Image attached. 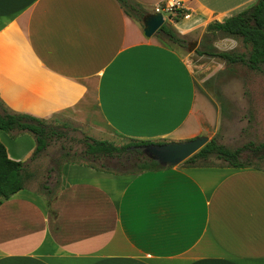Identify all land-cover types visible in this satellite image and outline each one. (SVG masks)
Masks as SVG:
<instances>
[{"label": "crops", "instance_id": "1", "mask_svg": "<svg viewBox=\"0 0 264 264\" xmlns=\"http://www.w3.org/2000/svg\"><path fill=\"white\" fill-rule=\"evenodd\" d=\"M151 15L163 0H133ZM257 0H186L180 33L201 32ZM177 24V25H175ZM195 62L116 0H0V102L88 137L179 143L216 130L221 107ZM25 165L28 133L0 131ZM29 178L0 206V264H264V170L177 166L117 176L77 164L57 190Z\"/></svg>", "mask_w": 264, "mask_h": 264}, {"label": "trees", "instance_id": "2", "mask_svg": "<svg viewBox=\"0 0 264 264\" xmlns=\"http://www.w3.org/2000/svg\"><path fill=\"white\" fill-rule=\"evenodd\" d=\"M130 18L142 28L143 19L149 14L133 0H116ZM156 35L171 44L182 46L180 39L173 29L163 25ZM217 39H234L241 42L248 50L246 54L236 52H221L212 46ZM195 54L200 57L217 59L224 63L227 71L234 66H244L251 71L260 72L264 67V0H257L251 6L241 10L221 23H211L206 28L199 49ZM221 105L223 113L224 99L215 96ZM0 131L4 133H28L35 139V150L30 158L34 161L49 147L53 138H60L52 127L45 121L28 115L7 111L0 102ZM82 149L77 155L81 166L117 176H135L143 173L164 170L146 159L141 148L151 145L150 142L127 140L123 145L116 146L106 140H96L85 136L81 141ZM158 144H165L164 142ZM214 158L225 163L224 166L233 169L255 168L251 159L264 158V143L255 145L249 143L241 148L229 150L219 145L214 139L210 140L197 154L186 160L184 167L213 166L210 161ZM116 161L117 170H106V162ZM78 165V164H77ZM25 165L8 159L4 146L0 143V206L14 194L23 189L27 178ZM120 170H123L120 172Z\"/></svg>", "mask_w": 264, "mask_h": 264}, {"label": "rangeland", "instance_id": "3", "mask_svg": "<svg viewBox=\"0 0 264 264\" xmlns=\"http://www.w3.org/2000/svg\"><path fill=\"white\" fill-rule=\"evenodd\" d=\"M166 21H167V16ZM144 28L143 22L141 23ZM170 26L177 36L183 40L182 46H177L165 41L174 49L181 51L184 55H189L194 60L199 79L203 82L204 92L212 97L221 95L224 99L223 113L216 130L210 131L206 137L209 141L214 139L219 145L229 150L241 148L249 143L255 145L264 143V67L260 72L251 71L244 66H234L227 71L223 62L208 57H200L195 54L199 49L203 35L201 32L180 33L173 25ZM177 25V24H175ZM197 42L196 50L188 53V46ZM212 46L221 52H236L246 54V50L240 41L234 39H217ZM219 103V102H218ZM221 107V105L219 104ZM1 113V109H0ZM57 133L60 138H53L49 147L39 157H37L27 169V178L32 181L33 188L43 193L45 189L53 195L57 190V175L61 169L70 164L81 162L77 155L82 146L81 141L88 132L83 125L66 118L59 117L46 122ZM91 138V137H90ZM96 140H106L116 146L123 145L127 139L110 137ZM212 165H225L222 161L211 159ZM116 161L106 162V170H117ZM253 167L264 170V158L251 159ZM123 170H120L122 172ZM116 172V171H115Z\"/></svg>", "mask_w": 264, "mask_h": 264}, {"label": "water", "instance_id": "4", "mask_svg": "<svg viewBox=\"0 0 264 264\" xmlns=\"http://www.w3.org/2000/svg\"><path fill=\"white\" fill-rule=\"evenodd\" d=\"M143 34L145 38H151L164 25L159 14H151L143 19ZM197 42L188 46V53L196 50ZM209 139L206 136L194 138L186 142L151 144L142 147L140 150L143 156L163 169L177 167L186 160L197 154Z\"/></svg>", "mask_w": 264, "mask_h": 264}, {"label": "built area", "instance_id": "5", "mask_svg": "<svg viewBox=\"0 0 264 264\" xmlns=\"http://www.w3.org/2000/svg\"><path fill=\"white\" fill-rule=\"evenodd\" d=\"M185 4L186 0H163L161 4L153 8L152 12L153 14L161 15L164 24H172L174 19L178 16H180L182 20L189 19V13ZM165 16H167V21Z\"/></svg>", "mask_w": 264, "mask_h": 264}]
</instances>
